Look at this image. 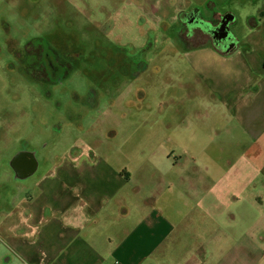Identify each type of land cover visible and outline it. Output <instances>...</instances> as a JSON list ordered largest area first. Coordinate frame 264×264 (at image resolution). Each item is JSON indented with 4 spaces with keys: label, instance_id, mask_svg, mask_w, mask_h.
Instances as JSON below:
<instances>
[{
    "label": "rangeland",
    "instance_id": "374dc122",
    "mask_svg": "<svg viewBox=\"0 0 264 264\" xmlns=\"http://www.w3.org/2000/svg\"><path fill=\"white\" fill-rule=\"evenodd\" d=\"M198 5L206 14L230 12L232 31L243 47L251 40L264 44V0H0V254L12 249L23 258L45 256L69 251L73 244L74 231L61 229L57 218L33 242V231L17 215L4 216L17 211L18 204L35 212L45 204L65 207L74 203L78 191L112 210L128 204L130 215L121 217L124 225L110 232L106 246L98 247L109 251L157 208L180 219L182 210L175 211L161 196L185 183L187 189H201L197 183L223 172L239 156L231 121L263 125L264 110L241 98L243 112L232 114L227 110L234 105H228L232 95L209 106L203 96L206 83L203 88L193 69L194 57L174 40L160 41L161 34L152 45L155 34L149 29ZM150 40V48L144 49ZM31 46L48 63L72 64L70 76L45 95L47 87L38 81L43 72L30 56ZM60 67L49 71L59 76L68 71ZM220 128L223 137L217 133ZM22 150L39 162L30 189L21 187L10 167ZM181 203L185 212L196 206L183 225L189 229L185 256L233 245L231 236H223L227 222L222 213L219 242L212 237L201 248L200 231L210 229L191 195ZM210 221L216 226L219 219ZM86 233L100 237L95 229ZM155 256L162 260L161 251ZM85 257L88 261V251Z\"/></svg>",
    "mask_w": 264,
    "mask_h": 264
},
{
    "label": "crops",
    "instance_id": "0c3cea01",
    "mask_svg": "<svg viewBox=\"0 0 264 264\" xmlns=\"http://www.w3.org/2000/svg\"><path fill=\"white\" fill-rule=\"evenodd\" d=\"M255 42L258 43L251 40L247 42V47L241 45L226 55L210 46L186 51L194 57L193 69L203 88L204 81L206 83L203 96L209 106L219 104L222 97L232 95L228 105H234L227 107V110L232 109V114L243 112L244 101L241 98L246 104L252 106L257 103L264 110V44L256 45ZM231 61L234 68L228 69ZM238 79L239 82L233 84ZM231 122L234 123L232 132L236 135L240 154L231 159L229 168L197 183V188L201 189H187L189 183H185V187L177 191L169 189L161 196L175 211L182 210L180 219L166 216L161 208H157L132 225L118 244L103 252L98 247L106 246L113 236L110 232L124 225L121 217L128 218L130 215L128 204H121L125 209L112 210L110 204H103L102 200L95 204L93 200L85 199L80 191L74 196V203L65 207L45 204L35 212L18 204L17 211L4 216L17 215L22 226L25 224L33 231V242L38 241L41 228L57 218L61 229L74 231L73 244L66 252L56 251L45 256L33 253L25 258L9 249L7 253L0 254V264H186L192 260L196 264H210L212 260V264H264V124L253 121L242 125L239 119ZM217 133L223 137V128ZM242 159L248 163L247 166L240 162ZM190 195L196 202L198 215L210 229L200 231V247H205L212 237H217L219 242L222 229L220 216L224 213L227 223L223 225V236L233 239L229 249L214 251L210 247L207 251L197 252V257L196 252L184 255L189 242V229H184L183 225L190 222L196 206L185 212L181 199ZM211 218L219 219L216 226ZM90 229L100 233L99 239L86 233ZM86 251L90 255L88 261L87 257L83 258ZM160 251L162 260L159 262L155 255Z\"/></svg>",
    "mask_w": 264,
    "mask_h": 264
},
{
    "label": "flooded vegetation",
    "instance_id": "af4514ba",
    "mask_svg": "<svg viewBox=\"0 0 264 264\" xmlns=\"http://www.w3.org/2000/svg\"><path fill=\"white\" fill-rule=\"evenodd\" d=\"M216 14H206L201 6H196L193 9L187 10H179L175 13L174 21H170L167 17L160 21V25L157 24L154 26L153 31L154 39L152 40V45L157 41L158 34H168V38H162L160 41L170 42L172 40L176 41L177 44H180L182 49L188 51V48L200 46V47H208L212 46L214 49L219 51L220 53L226 55L232 52L234 49L241 46L238 38L234 35L232 31V20L233 15L230 12L224 13L222 15H216L215 22L212 23L213 18ZM223 25H225V30L220 29ZM211 29V30H210ZM151 35L147 37L150 39ZM150 42L145 41V45H143L144 49L150 48ZM32 47V50L30 48ZM27 50H30V56H35L34 61L37 63L36 66L40 69L43 74L39 75L40 78L38 81L42 82L44 86L47 87L46 90L43 91V94L48 90L52 91V87H57L62 84V81L70 76V71L72 68V64L63 63V62H54L48 63L44 54L41 52L39 48H34L31 46ZM70 51H73V48H69ZM63 67L65 71L62 75L51 74L49 69L50 67H59V65ZM50 66V67H49ZM44 71L48 73L44 75ZM120 85H116V89H120ZM123 92V91H122ZM31 153L28 150H22L21 153ZM79 154L78 156H80ZM15 157V156H14ZM36 166L35 168L31 167H22L21 164L18 165V168L15 170L13 165L10 167L14 172L15 179L20 183L21 187L25 185V189H30L31 186L28 183L32 175L38 172L39 170V162L38 158L33 156Z\"/></svg>",
    "mask_w": 264,
    "mask_h": 264
},
{
    "label": "water",
    "instance_id": "95a60500",
    "mask_svg": "<svg viewBox=\"0 0 264 264\" xmlns=\"http://www.w3.org/2000/svg\"><path fill=\"white\" fill-rule=\"evenodd\" d=\"M220 29L225 30V25H223ZM14 159L11 161V165L15 168V170L18 168V165L21 164L22 167H31L35 168L36 162L33 158V155L31 153H21L19 155H16L13 157Z\"/></svg>",
    "mask_w": 264,
    "mask_h": 264
},
{
    "label": "trees",
    "instance_id": "16d2710c",
    "mask_svg": "<svg viewBox=\"0 0 264 264\" xmlns=\"http://www.w3.org/2000/svg\"><path fill=\"white\" fill-rule=\"evenodd\" d=\"M162 36H166L165 38H168V34H161ZM200 46H195V47H191V48H188L189 50H192V49H198Z\"/></svg>",
    "mask_w": 264,
    "mask_h": 264
}]
</instances>
